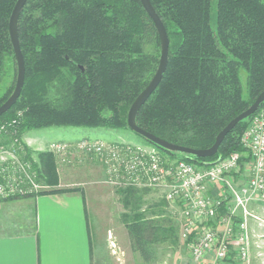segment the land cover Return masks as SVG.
<instances>
[{"label":"trees","instance_id":"trees-1","mask_svg":"<svg viewBox=\"0 0 264 264\" xmlns=\"http://www.w3.org/2000/svg\"><path fill=\"white\" fill-rule=\"evenodd\" d=\"M17 1L0 0V106L17 81L9 33ZM150 2L168 33L169 62L137 125L172 144L208 149L264 91V0ZM18 32L26 76L18 102L0 117V126L8 125L9 143L53 127L131 131L128 112L154 77L161 56L158 32L140 0H29ZM10 67L16 79L1 90ZM250 118L227 135L210 159L162 149L133 133L170 158L213 161L243 151L240 138ZM37 155L41 183L53 188L48 193L60 191L55 189L60 184L56 157L47 151ZM116 193L127 209L139 207L136 188ZM161 215L126 223L131 247L146 263L157 259L155 244L173 243L177 234L175 224Z\"/></svg>","mask_w":264,"mask_h":264},{"label":"built area","instance_id":"built-area-1","mask_svg":"<svg viewBox=\"0 0 264 264\" xmlns=\"http://www.w3.org/2000/svg\"><path fill=\"white\" fill-rule=\"evenodd\" d=\"M16 124V121H13ZM0 126V140L8 134ZM243 151L213 161L188 162L170 158L144 143L106 142L82 138L54 141L46 151L59 164L82 162L83 156L100 159L105 183L114 190L157 189L170 204H178L182 217V238L192 242V258L209 257L251 264L249 222L264 225V107L250 118L241 135ZM13 151H6L5 147ZM0 201L39 195L47 189L40 179L38 163L24 156L19 140L1 144ZM114 246V245H113Z\"/></svg>","mask_w":264,"mask_h":264},{"label":"crops","instance_id":"crops-1","mask_svg":"<svg viewBox=\"0 0 264 264\" xmlns=\"http://www.w3.org/2000/svg\"><path fill=\"white\" fill-rule=\"evenodd\" d=\"M41 136L32 141L35 152L50 143ZM57 164L60 191L45 185L39 195L0 201V264H126L127 244L112 241L111 208L95 205L92 188L64 186L69 169ZM130 253L128 264H142L139 252Z\"/></svg>","mask_w":264,"mask_h":264},{"label":"rangeland","instance_id":"rangeland-1","mask_svg":"<svg viewBox=\"0 0 264 264\" xmlns=\"http://www.w3.org/2000/svg\"><path fill=\"white\" fill-rule=\"evenodd\" d=\"M147 49L149 50L148 47ZM15 79V68L10 67L9 72L1 86V90L9 88ZM41 135H44L50 143L54 141H73L82 138L100 139L106 142L122 141L130 143H144L132 131L129 130H87L53 127L39 132H28L21 140L24 147V156L28 158L29 154L30 158L28 159H34L37 161V166L40 174H42V165L37 154L41 151L35 152L33 150L36 146L32 145V141L33 139L42 137ZM0 142L3 145L10 144L6 137L1 138ZM27 142H30V145ZM46 148L42 151H46ZM5 149L6 151H13L10 146L5 147ZM8 156V153H3L0 151V158H6ZM177 159L182 158L181 156H178ZM82 160V162L74 163L72 165L65 164V166L69 169L67 171L69 175L64 176L63 173L61 174L62 183L64 186H74L73 188H92L94 191L93 200L95 205L107 206L111 208V217L109 220L113 223L111 224L113 226L112 228L116 227V229L112 232V241H115L116 239L118 243H121V246L123 245V242L127 244L125 246L128 249H126L125 252L126 264H128L129 261L128 255L132 254L130 252H134L130 245L131 242L126 228V223L133 222L140 217L153 218L156 214H162L161 216H164V218L171 220L177 228V234L175 239L173 240V243L167 241L155 244L153 247L155 248V251L157 253V259L149 263L143 261L142 264H237L234 260L219 261L214 257H209L202 262H196L192 258L191 254L192 242L183 240L181 236L182 217L181 209L178 204H170L168 201H166V199L164 198V193L161 190L136 188L139 191V195H141V203L139 204V207L136 209V211H131L125 207L122 199H120V197L117 195L116 190H114L113 188L111 189L109 185H106L105 173L100 159L96 156H83ZM102 194H104V196ZM254 207L255 208L253 209L257 213L260 214L263 212V206ZM118 226H120V228H118ZM249 232L251 264H264V225H260L257 221L250 220ZM114 250L117 251L116 248H114ZM121 250H123V248H121ZM117 257H119V255L114 257L115 260L118 259ZM130 264H133V260H130Z\"/></svg>","mask_w":264,"mask_h":264},{"label":"water","instance_id":"water-1","mask_svg":"<svg viewBox=\"0 0 264 264\" xmlns=\"http://www.w3.org/2000/svg\"><path fill=\"white\" fill-rule=\"evenodd\" d=\"M29 0H18L13 12L11 14L9 20V33L10 39L13 46V51L17 63V81L16 86L14 88L13 93L9 97V99L0 106V117L11 110L14 105L18 102L23 88L25 84V76H26V68L24 56L21 50L20 40H19V32H18V24L21 12ZM144 10L147 12L153 23L155 24L156 30L158 32L160 42H161V56L160 63L158 69L148 84V86L139 94V96L133 102L129 112H128V127L130 130L141 137L145 138L149 142L155 144L156 146L180 154L190 155L196 159H210L218 154L219 148L227 135L235 129V127L244 120L252 117L264 104V91L258 96L255 102L244 112L234 118L229 124L218 134L216 137L215 143L212 147L204 150H196L188 147L179 146L176 144H172L167 142L150 132H147L140 128L137 125L136 118L141 110V108L145 105V103L149 100L152 94L157 90L159 85L161 84L164 74L168 67L169 62V48H170V40L168 37V33L166 27L159 17L154 7L152 6L150 0H140Z\"/></svg>","mask_w":264,"mask_h":264}]
</instances>
